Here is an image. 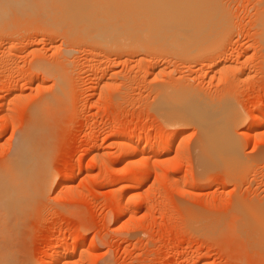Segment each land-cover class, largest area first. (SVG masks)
Here are the masks:
<instances>
[{
  "label": "rangeland",
  "instance_id": "1",
  "mask_svg": "<svg viewBox=\"0 0 264 264\" xmlns=\"http://www.w3.org/2000/svg\"><path fill=\"white\" fill-rule=\"evenodd\" d=\"M227 2L233 6L235 19L229 21L234 26L229 25L233 28L230 33L224 32L227 36L223 37L229 38L223 40L217 36L221 44L215 40L218 41L215 47L216 44L225 47H222L225 52H222L221 63H225L226 68L221 75L213 74L216 67H191L190 62L184 64L175 59L171 60L173 64L163 67V74L155 76L153 70L162 68L165 61H169L166 55L131 53L133 56L130 52L110 51L83 40L74 43L75 47L70 46L69 97L62 107L64 112L57 117L56 124L55 121L52 124L49 154L57 183H61L62 177H68V182L63 188L56 183L44 201L35 204L28 216L30 219L25 220L19 251L29 264L47 261L54 249L72 247L83 238L77 251L83 252L87 261L73 257L66 264H264V242L260 241L264 240V235L260 238L256 233L261 230L258 226L264 223V125L253 132L251 141L244 136L252 116L257 111L264 114V77L259 71L260 57L254 44L255 28L246 16L248 4L246 0H240L241 5L246 3L243 10L239 0ZM20 19H17L19 24L11 28L16 29V34L9 30L15 24L12 21L7 27L10 34L0 37V69L9 65L7 59H11L16 63L11 69L17 68L22 78L38 73V79L31 83L21 81L14 93L0 99V163L12 149L16 130L25 124L30 105L54 91L52 82L35 70L37 62H56L57 49L62 47L59 46L62 40L49 39L47 32L38 29L40 24L36 19L27 21L29 27H25L27 23L24 26L26 18L21 20L23 25ZM241 50L246 52L240 63L234 65L233 60ZM90 64L102 67L103 74L90 77L86 69L81 72ZM241 64L248 67L242 69ZM188 66L191 72L182 76ZM238 70L244 73L241 75ZM147 71L150 74L144 80L140 79ZM171 73L174 81L185 79L182 80L185 84L212 99L228 95L233 107L235 105L244 113L242 125L233 133L238 155H241L237 157V163L235 161L238 170L233 166L235 171L228 168L229 173L225 171L227 169L209 166L205 171L201 170L203 173L197 172L199 132L196 126L189 122L177 124L176 121L166 125L159 117L157 103L154 105V90L160 84H168ZM233 73L237 78L231 77ZM89 79H92L90 84ZM10 81L9 77L4 79L6 86ZM2 89L0 85V95H3ZM115 97L119 99L116 101ZM141 129L146 133L139 139L136 149L146 143L150 135L172 132L175 139L169 143L171 153L158 158L147 157L143 161L139 157H130L119 163L116 147L109 144L118 131L127 137ZM80 165L84 169L79 180L74 181ZM118 166L124 170L122 178L115 173ZM140 174L148 177L146 185L140 189L137 198L125 200L129 191L120 189L119 183L134 181ZM190 182L191 186L195 182L194 186L188 187ZM125 201L133 211L119 215L117 206ZM255 227L258 237L253 234Z\"/></svg>",
  "mask_w": 264,
  "mask_h": 264
},
{
  "label": "bare ground",
  "instance_id": "2",
  "mask_svg": "<svg viewBox=\"0 0 264 264\" xmlns=\"http://www.w3.org/2000/svg\"><path fill=\"white\" fill-rule=\"evenodd\" d=\"M227 1L228 0H0V37L2 34L4 36V34L9 33L11 28L19 24L17 19L22 18L20 21H25L27 19L23 22L25 26L26 23L30 24V19L32 20V18H34L38 21L36 23L40 24L37 25L40 27H38V29L47 32L49 39L54 38L56 40H62V43L60 42L59 45L62 47L56 48L58 51H56L58 53V55H56L58 58H55L56 62H50L48 60L50 63L45 64L44 62L42 63L41 60L39 62L36 61L38 65L35 64L37 65L36 68L38 67L37 69L35 68V70L52 82L51 89L53 88L54 91H52V94L40 97L39 100L37 99L38 101H36L37 103H35V105H30V108L27 109L25 124L16 130V138L12 149L0 163V264H29V260L27 258H22L19 251L24 224L27 222L26 219L28 216L31 215L35 204L41 203V200L43 202V199L48 196V193L57 183V174L51 169L49 163V154L51 152L50 141H52L50 134L52 135L53 132L51 130V127H53L52 124L54 121V124H56L57 117L64 112H62V107H64L63 105L65 104L66 97H69L68 88L71 82L70 71H72L70 69L71 60L69 59L72 52L70 46H73L76 42L79 44V41L83 40L86 43H95L99 47H106L108 48L107 50L111 49L110 51L120 50L130 52V54L149 53L151 55V53H160L159 55H166L165 57L170 58H168L169 61L166 60L162 68H155V70H153V75L155 76L157 73H161L165 67L168 65L170 66L172 63L171 60L175 61V59H179V61L183 63L190 62L191 67H216L217 70L214 71L215 73L213 74L220 73L221 75L226 68V65H224L225 63H221L222 55L224 54H222V52L225 51H222L223 44L222 46L216 44L215 47V43L219 41V36H221L223 40L229 38L223 36H227V33L233 29H230L231 26L229 25L233 26V24H230L229 21L231 18L235 19V14L233 15L232 13L233 6ZM246 2L248 4L246 6L249 7L248 11L246 10L248 14L246 16H248L252 26L255 28L253 30V36L256 40L254 43L256 46L255 49H258L260 57L259 71L261 70L260 74L264 77V0H246ZM245 4L246 3H244V5ZM244 5L243 10H245L244 7H246ZM11 22L15 23L12 24V27L10 26ZM231 23H233V21H231ZM29 24L25 27H29ZM22 25L20 26L22 27ZM7 27H9V30ZM225 31L227 33H224ZM14 33L16 34V31ZM31 38L32 37H30V40L32 41L33 38ZM28 39L24 38V40ZM72 40L76 41L73 42ZM215 40L218 41L215 42ZM218 43L221 44V41ZM14 45L12 44V46ZM11 48L9 50H11ZM245 52V50H241L240 53L237 54L236 58L233 60L234 65L240 61ZM213 53H215L216 56H213ZM93 55L94 54L91 56ZM7 60L10 66L6 65L0 69V85L4 88V90L2 89L4 92L3 95H0V97L2 96L0 99H4L6 95L8 96L14 93L17 84L21 81L31 83L37 78L38 74H30L31 76H28L29 78H22L16 66V69H11L12 65L16 64L14 60ZM140 62H143V59ZM86 65L88 66L89 64ZM241 65L239 67H241ZM237 66H234V69H237ZM245 67L248 66L244 64L242 69H245ZM85 69L87 73L89 72L91 75L90 77L97 76L104 72V69L98 66V64L97 66L90 64L88 68L85 66L82 69L84 71L81 72H86ZM190 69V66H188V68H186V70L184 69L185 71L182 72L183 74H179L185 76L188 72H191ZM235 71L237 72V70ZM243 73L244 72H242V74ZM148 74H150L148 71L145 72V76L143 75L140 79L144 80ZM76 75H78V73ZM169 76L171 77L172 73ZM235 76L236 74L234 75L233 73L231 77L237 78ZM6 77L11 79V83H8V86H6L7 82H4ZM172 77L169 80L170 83L167 82L168 84L156 86L154 90L156 93V96L154 94V98H156L154 101L156 102L154 105L157 103V106L155 105L156 109H158L156 112L159 111L157 114L167 123L166 125L174 121H176L175 123L177 124L189 122L198 129L199 139H196L199 140V149L196 152V157L198 155L196 158L198 161L196 160V163L201 164L200 166L198 164L196 165V168L199 167L197 172H201V170L209 166H217L222 170L227 169L225 171H228V168L234 169V167L238 170L235 164L237 163V159L239 160L237 157L241 155H238L239 150L234 140L233 133L234 130L236 131L237 127L242 125L240 123L244 116H242V114L244 113L241 111L240 113L239 110H237L238 108H235V105L233 107V102H231L232 99H230L231 97L228 98V95H222V97L218 95L220 98L216 97L217 99H212L209 95H207V97L205 93L203 94V92H200L201 90L198 91V89H195V87H192L190 84H185V82L182 81L185 79H176V81H174L175 79ZM178 78H180V76ZM91 80H88L89 84ZM155 84L157 85V83ZM228 94H230V92ZM71 97L73 98V96ZM115 99L117 101L119 97L118 99L115 97ZM229 101L232 104H230ZM262 125H264V114L257 111V114L255 113L252 116V122L246 127L244 136L251 141L253 132ZM146 126H148V124H146L145 127ZM145 131L142 129L135 130L128 134L127 137H124V134L122 135L119 131L117 132L118 134L109 145L110 147H116L117 161L119 163L124 162L130 157H139L141 161L152 156L158 158L171 151L172 147L169 143H173L175 139L172 132H166L164 135L163 133L150 135L148 141L144 144L142 143L139 146L140 148L136 149L135 146L139 144V139L142 138L143 134L145 135ZM167 144L168 146L166 147L165 145ZM240 167L241 166H239V168ZM83 169L81 165L78 166L74 181L79 180V176ZM123 171V168L120 166L115 169V173L121 178L123 177ZM197 177L200 181V177ZM147 181L148 177L144 176V174H140L134 181H131L132 183L126 180H123L121 184L119 183L120 189L129 191L128 196H126L127 199L125 200L137 198L139 195L138 192L146 185ZM60 182V184H58L59 182L57 184L58 186L60 185V188H63L68 182V177H62ZM191 183L192 182L187 183V186H194L193 184L195 182L192 186L190 185ZM126 202L127 201L118 204L117 209L120 213L119 215H127L133 211L132 207L128 206ZM243 225H245V223H243ZM246 225L250 226L248 224ZM255 225L258 226V224ZM261 225H259L258 228H261L264 232V223H261ZM258 228H254L256 230H254L253 234L261 238L260 235L262 234L263 237L264 233L258 230ZM249 229L251 230L252 228ZM255 231H257L256 233L258 236ZM260 241L264 242L263 238ZM82 242H84V238L73 243L72 247L62 246L54 249L47 261H42L40 264H66L67 260L73 257H78L79 261H87V256H85L83 252L80 253L77 251V246L82 245Z\"/></svg>",
  "mask_w": 264,
  "mask_h": 264
}]
</instances>
